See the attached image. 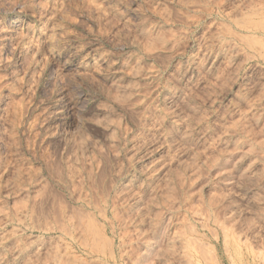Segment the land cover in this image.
Returning a JSON list of instances; mask_svg holds the SVG:
<instances>
[{
  "label": "rangeland",
  "instance_id": "1",
  "mask_svg": "<svg viewBox=\"0 0 264 264\" xmlns=\"http://www.w3.org/2000/svg\"><path fill=\"white\" fill-rule=\"evenodd\" d=\"M0 264H264V0H0Z\"/></svg>",
  "mask_w": 264,
  "mask_h": 264
},
{
  "label": "bare ground",
  "instance_id": "2",
  "mask_svg": "<svg viewBox=\"0 0 264 264\" xmlns=\"http://www.w3.org/2000/svg\"><path fill=\"white\" fill-rule=\"evenodd\" d=\"M10 24V23H9ZM21 28V25L19 23L18 20H16L15 22H13V25H12V28H11V31H17ZM4 33V32H3ZM9 37V36H8ZM27 38V37H26ZM31 39V38H30ZM15 41V40H14ZM36 42V41H35ZM4 43V42H3ZM31 50V49H30ZM33 51V50H32ZM149 163V162H148Z\"/></svg>",
  "mask_w": 264,
  "mask_h": 264
}]
</instances>
